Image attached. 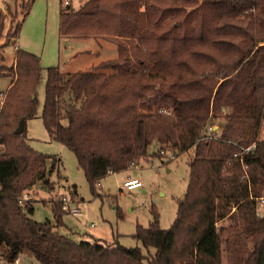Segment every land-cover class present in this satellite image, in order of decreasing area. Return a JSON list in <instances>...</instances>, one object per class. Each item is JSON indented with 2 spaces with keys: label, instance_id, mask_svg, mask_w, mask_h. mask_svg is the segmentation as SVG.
Masks as SVG:
<instances>
[{
  "label": "trees",
  "instance_id": "16d2710c",
  "mask_svg": "<svg viewBox=\"0 0 264 264\" xmlns=\"http://www.w3.org/2000/svg\"><path fill=\"white\" fill-rule=\"evenodd\" d=\"M19 2L0 7V46L18 35L33 0L20 2L18 17ZM58 35L116 45L115 56L86 69L44 67L43 125L73 152L91 192L154 143L153 155L193 149L187 185L168 227L154 206L149 223L136 225L145 250L60 232L62 194L50 199L52 219L32 218L29 193L37 182L54 186L49 175H60L61 160L15 132L37 113L43 70L37 54L15 46L12 64L0 65L9 77L0 91V264L22 252L41 264H264V0H83L76 8L68 0Z\"/></svg>",
  "mask_w": 264,
  "mask_h": 264
},
{
  "label": "rangeland",
  "instance_id": "374dc122",
  "mask_svg": "<svg viewBox=\"0 0 264 264\" xmlns=\"http://www.w3.org/2000/svg\"><path fill=\"white\" fill-rule=\"evenodd\" d=\"M19 2V0H17ZM22 0H20L21 2ZM25 1V0H23ZM83 0H69L76 8ZM20 2L17 5L18 17L21 14ZM13 9L16 0H0V7L6 5ZM63 6L62 0H33L28 13L22 20L17 36L12 37L0 46V65H11L15 55V46L28 50L40 57L43 67L39 83L36 87L37 113L27 118L23 133L30 145L41 152L56 154L61 165L60 175L54 169L49 179L54 182L52 188L41 182L34 184V191L29 193L32 197L34 209L30 216L37 221L46 218L52 219L50 199L59 194H65L73 204L76 203L79 212H65L62 215L63 225L60 232H70L74 239L112 241L115 238L125 246L139 245L141 243L133 236L137 224L146 226L151 219L150 208L154 206L158 211L160 227L166 228L172 222L176 211V199L185 191L188 180L187 158L193 149L172 154L169 150L153 155L158 145L149 146L150 155L132 165L128 171L119 170L109 172L99 179L95 185L94 193L83 171L77 166L73 152L64 144L49 137L40 117L43 97L46 66L58 65L61 70H76V68H89L94 55H81L70 60V55L77 49L99 50L100 58L113 57L116 54L114 42L99 39L98 43L91 38L70 37L62 40L58 35L59 10ZM9 16L6 17V25ZM81 65V66H80ZM84 65V66H83ZM68 66L73 68H67ZM76 67V68H74ZM9 77H0V91L6 88ZM3 98V94H2ZM2 100V99H1ZM66 122L65 119L62 120ZM260 137H264V120L260 127ZM2 145H0L1 147ZM127 174L136 175L142 185L127 189L122 187V181ZM28 194L24 193L22 199ZM260 206L257 211H261ZM118 211L120 216H118ZM143 250L145 248L142 247ZM153 252V248H149ZM13 264H41L31 254L22 252Z\"/></svg>",
  "mask_w": 264,
  "mask_h": 264
},
{
  "label": "built area",
  "instance_id": "2783aa9c",
  "mask_svg": "<svg viewBox=\"0 0 264 264\" xmlns=\"http://www.w3.org/2000/svg\"><path fill=\"white\" fill-rule=\"evenodd\" d=\"M63 4L67 3L68 0H62ZM2 92H0V104H1V98H2ZM142 184L141 180L138 178H127L122 181V187L127 188V189H133L135 187H138ZM70 197V196H69ZM67 197L65 194H62L60 197L61 200V208L67 212H72L74 214L79 212V208L77 207L76 203L73 200H70V198Z\"/></svg>",
  "mask_w": 264,
  "mask_h": 264
},
{
  "label": "crops",
  "instance_id": "0c3cea01",
  "mask_svg": "<svg viewBox=\"0 0 264 264\" xmlns=\"http://www.w3.org/2000/svg\"><path fill=\"white\" fill-rule=\"evenodd\" d=\"M62 40H64V39H68V37H60ZM77 38H83V39H85V38H91V39H94V41L96 42V43H98V46H99V48H100V42H99V39H96V38H94V37H77ZM86 54H88V55H94V59H92L90 62V64H89V66H91L92 64H95L96 62H98L99 60H101V59H104V58H100L99 57V50L98 49H94V50H92V49H87V48H85V49H76L75 50V52H73L71 55H70V58H69V61L70 60H73L74 61V59H76L77 57H80L81 55H86ZM116 55V54H115ZM81 66V65H80ZM84 66V65H83ZM67 68H73V67H70V66H68ZM74 68H76V67H74ZM77 69H82V68H76V70ZM62 71H70V70H62ZM8 85V84H7ZM25 123V122H24ZM127 169H129V168H127ZM127 169H125L124 171H128ZM127 178H138L136 175H130V174H127L126 175V177L123 179V180H125V179H127ZM142 185V184H141ZM136 188V187H135Z\"/></svg>",
  "mask_w": 264,
  "mask_h": 264
},
{
  "label": "water",
  "instance_id": "95a60500",
  "mask_svg": "<svg viewBox=\"0 0 264 264\" xmlns=\"http://www.w3.org/2000/svg\"><path fill=\"white\" fill-rule=\"evenodd\" d=\"M23 130H24V119L21 118V119L19 120V122H18L16 128H15V132H16V133H21V132H23Z\"/></svg>",
  "mask_w": 264,
  "mask_h": 264
}]
</instances>
